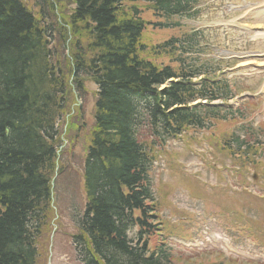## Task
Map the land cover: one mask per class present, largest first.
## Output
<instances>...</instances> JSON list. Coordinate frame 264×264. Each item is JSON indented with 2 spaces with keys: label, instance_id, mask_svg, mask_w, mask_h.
Listing matches in <instances>:
<instances>
[{
  "label": "trees",
  "instance_id": "1",
  "mask_svg": "<svg viewBox=\"0 0 264 264\" xmlns=\"http://www.w3.org/2000/svg\"><path fill=\"white\" fill-rule=\"evenodd\" d=\"M48 1L37 0L47 2L50 13L35 18L19 0H0V264L39 263L56 168V123L66 111L70 73L78 94L83 76L97 87L82 169L85 205L74 238L81 263L170 264L161 252L148 251L160 224L147 177L154 145L141 135L175 137L224 120L223 108L188 105L226 100L228 89L207 82L213 72L191 68L195 33L148 51L134 4H151L169 17L189 15L195 1L63 0L75 6L60 18L68 32ZM69 34L73 68L65 70L58 59L51 62L49 40L56 37L63 48ZM153 55H166L177 67L156 65ZM199 76L205 80L191 82ZM169 80L175 82L160 89ZM225 142L230 152V142L237 145L236 139ZM131 228L138 230L135 241L126 234Z\"/></svg>",
  "mask_w": 264,
  "mask_h": 264
},
{
  "label": "rangeland",
  "instance_id": "2",
  "mask_svg": "<svg viewBox=\"0 0 264 264\" xmlns=\"http://www.w3.org/2000/svg\"><path fill=\"white\" fill-rule=\"evenodd\" d=\"M19 1L35 18L50 13L47 2ZM56 1L48 2L56 4L61 9L60 17L66 20L73 5ZM194 1L192 17L186 13L166 17L154 12L151 4L135 3L139 17L146 24L140 43L150 51L163 42L203 32L196 37H204L205 41L200 43L209 47L205 54L191 56L195 64L191 68L207 72L219 69L220 74L208 76L210 83H218L220 77L233 78L232 92L236 97L225 107L238 113L233 119L212 122L201 131L190 129L176 138L141 135L150 147L151 143L154 145L150 148V190L163 206L159 216L169 222L161 223L164 237L174 234L173 231L181 234L168 239L171 264H264L258 256H264V163L262 173L252 179L256 174L254 168L241 167L240 159L221 147L224 138L233 135L234 139L242 134L251 143L258 140L264 145V14L259 15L264 0ZM125 7L130 4L126 3ZM67 30L65 27L64 31ZM78 31L84 33L80 28ZM67 36L69 40L63 48L56 37L49 40L51 62L58 59L65 70L67 66L73 68L70 50L73 37ZM140 57L146 58L147 51ZM152 61L177 67L173 61L174 65L169 64L166 55L157 58L153 55ZM215 76L220 77L211 81L209 77ZM72 78L70 73L69 84ZM82 85L80 94L74 86H68L66 111L56 123L59 143L53 194L47 235L44 233L40 238L38 264H80L72 238L78 233L76 220L84 211L82 169L97 90L84 76ZM253 91L258 94L250 99L258 101L250 105L245 99ZM230 145L235 152V144ZM259 155L255 156L256 160L263 162L264 153ZM151 243L157 244L154 239ZM249 245L248 249L253 250L250 256L257 260L248 261L235 255H248L245 249Z\"/></svg>",
  "mask_w": 264,
  "mask_h": 264
},
{
  "label": "bare ground",
  "instance_id": "3",
  "mask_svg": "<svg viewBox=\"0 0 264 264\" xmlns=\"http://www.w3.org/2000/svg\"><path fill=\"white\" fill-rule=\"evenodd\" d=\"M264 13V12H263ZM263 33H264V31H263ZM263 36H264V34H263Z\"/></svg>",
  "mask_w": 264,
  "mask_h": 264
}]
</instances>
